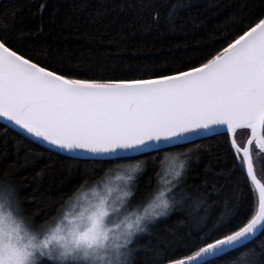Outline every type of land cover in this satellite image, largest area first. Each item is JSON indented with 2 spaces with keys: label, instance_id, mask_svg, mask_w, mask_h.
Here are the masks:
<instances>
[{
  "label": "snow or ice",
  "instance_id": "obj_1",
  "mask_svg": "<svg viewBox=\"0 0 264 264\" xmlns=\"http://www.w3.org/2000/svg\"><path fill=\"white\" fill-rule=\"evenodd\" d=\"M183 7V0H176L167 11L172 31ZM46 9V2L38 5L41 14ZM7 14L15 17L14 10ZM160 21L155 9L151 22L159 26ZM18 44L23 41L13 30L0 29L4 131L11 125L22 138H31L29 143L46 145L93 171L117 161L136 163L123 169L124 184L114 197L107 173L85 178L39 226L25 212L15 186L0 181V264H135L138 241L192 197L186 185L192 156L199 152L197 138L219 135L230 142L233 169L244 179L241 195L251 194L245 192L250 182L258 207L253 210L250 203L241 211L239 196L235 203L226 201L211 225L206 212L195 231L170 238L167 247L176 250L163 258L167 264H217L225 257L228 264H264V240L259 251L247 247L264 235V182L257 179L252 159L253 145L264 153V10L222 40L218 50L182 60L181 67L152 78L74 77L52 67L54 61L34 59ZM238 129L249 130L246 144L237 143ZM174 150L180 151L171 156L165 187L135 201L136 182L148 164L142 158L156 163ZM260 163L264 166V160ZM101 187L107 195L99 193ZM201 203L197 200V207ZM162 255L157 253L152 264H161Z\"/></svg>",
  "mask_w": 264,
  "mask_h": 264
},
{
  "label": "trees",
  "instance_id": "obj_2",
  "mask_svg": "<svg viewBox=\"0 0 264 264\" xmlns=\"http://www.w3.org/2000/svg\"><path fill=\"white\" fill-rule=\"evenodd\" d=\"M42 2L47 3L43 14L38 10ZM85 3L88 6L82 8ZM174 3L176 0H0V29L13 30L23 41L18 47L30 51L34 59L54 61L52 67L68 71L74 77L152 78L181 67L182 60L198 59L201 54L218 50L222 40L234 37L252 16L264 10V0H183L177 30L172 31L165 17ZM155 9L161 12L159 26L151 22ZM10 10L15 11L14 18L6 15ZM179 25H183L184 31L179 30ZM4 126L0 122V181L15 186L25 212L37 226L51 219L61 200L85 178L99 179L104 173L136 163L117 161L105 166L103 172L93 171L78 160L47 151L44 145L29 143L31 138H22L9 126L5 132ZM197 147L199 152L192 156L186 185L192 191L191 199L158 223L151 236L138 241L135 264H152L157 253L163 254L161 264H167L163 256L176 250L167 247L170 238L195 231L198 219L205 217L206 212L211 214L207 221L211 225L224 211L226 201L235 203L239 196L241 211L250 203L253 210L257 207V196L250 182L245 192L250 190L251 194L240 193L245 182L233 169L234 154L230 155V142L226 143L225 136L198 139ZM253 148L254 170L258 180L264 182V166L260 163L264 154ZM179 151L161 154L156 163L151 158H142L148 164L136 182L135 201L153 192L158 177L169 167L171 156ZM205 186L207 194L203 191ZM197 200L203 201L199 207ZM262 240L264 235L247 247L259 251ZM228 260L225 257L217 264H228Z\"/></svg>",
  "mask_w": 264,
  "mask_h": 264
},
{
  "label": "rangeland",
  "instance_id": "obj_3",
  "mask_svg": "<svg viewBox=\"0 0 264 264\" xmlns=\"http://www.w3.org/2000/svg\"><path fill=\"white\" fill-rule=\"evenodd\" d=\"M249 134H250L249 130H246V129L238 130L236 132L237 143L238 144H244V142L247 140ZM172 163L173 162L171 160L169 163L170 164L169 167L168 168L165 167L166 170L163 173V175L158 177V182H157L156 188L159 187L162 189L163 187H165V181L170 179V176L168 174V170H169L170 166L172 165ZM176 164L177 165L179 164L178 160L176 161ZM124 168L125 167H121V168H118L114 171H110L107 173L105 182L108 184V186L110 188H112L114 190L112 193L113 197L115 196L116 192L119 191L123 187L124 181L122 179V175H123V169ZM98 191L101 195H107V193L105 192L103 187L98 189Z\"/></svg>",
  "mask_w": 264,
  "mask_h": 264
},
{
  "label": "water",
  "instance_id": "obj_4",
  "mask_svg": "<svg viewBox=\"0 0 264 264\" xmlns=\"http://www.w3.org/2000/svg\"><path fill=\"white\" fill-rule=\"evenodd\" d=\"M0 122L1 123H3V124H5L6 125V123L7 122H5V121H3V120H0ZM9 127H11L12 128V126L11 125H8ZM239 130V129H238ZM18 131V130H17ZM249 136H250V134H249ZM209 137V136H208ZM202 138H204V137H202ZM249 138V137H248ZM198 139H201V138H197V140ZM248 140V139H247ZM247 143V141L245 142V144ZM44 146H46V145H44ZM47 147V146H46ZM259 151V150H258ZM264 154V153H263ZM240 156H241V159H242V156H243V154L241 153L240 154ZM254 173H255V170H254ZM256 175V174H255ZM258 179V178H257ZM253 187V189L255 190V188H254V186H252ZM255 192H256V190H255ZM256 194H257V198H258V193L256 192Z\"/></svg>",
  "mask_w": 264,
  "mask_h": 264
},
{
  "label": "bare ground",
  "instance_id": "obj_5",
  "mask_svg": "<svg viewBox=\"0 0 264 264\" xmlns=\"http://www.w3.org/2000/svg\"><path fill=\"white\" fill-rule=\"evenodd\" d=\"M255 191V190H254ZM256 193V192H255ZM256 196H257V194H256ZM257 207H258V198H257Z\"/></svg>",
  "mask_w": 264,
  "mask_h": 264
}]
</instances>
